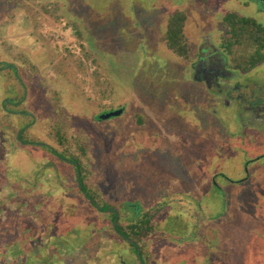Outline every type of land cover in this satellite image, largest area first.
I'll use <instances>...</instances> for the list:
<instances>
[{
    "label": "rangeland",
    "instance_id": "374dc122",
    "mask_svg": "<svg viewBox=\"0 0 264 264\" xmlns=\"http://www.w3.org/2000/svg\"><path fill=\"white\" fill-rule=\"evenodd\" d=\"M212 1H0V12L4 7L16 12L0 31V72L18 69L8 53L24 54L36 68L31 80L20 83L0 74V196L31 191L26 199H15L14 217L24 216L26 223L17 219L7 225V214L0 211V239H13L9 245L0 241V264H142L112 230L107 212L88 204L77 188L74 166L37 147L52 146L42 135L50 115L49 86L59 94L70 129L89 140L94 178L87 187L97 188L107 204L125 213L175 201L168 216L158 219L151 264H264V194L251 180L243 189L218 178L221 190L211 179L218 171L237 178L243 160L259 151L240 154L243 146H227L219 119L202 109L203 89L187 73L189 58L163 48L167 16L185 13L193 59L197 22L189 7H208ZM51 3L59 5L58 13L43 10ZM7 20L0 16L1 25ZM70 23L82 26L83 45L96 54L113 87L106 110L79 89L74 95L72 86L51 71V57L75 45ZM118 106L123 115L97 120L101 110ZM22 132V140L33 144H19ZM46 163L53 168H44Z\"/></svg>",
    "mask_w": 264,
    "mask_h": 264
},
{
    "label": "flooded vegetation",
    "instance_id": "af4514ba",
    "mask_svg": "<svg viewBox=\"0 0 264 264\" xmlns=\"http://www.w3.org/2000/svg\"><path fill=\"white\" fill-rule=\"evenodd\" d=\"M197 1L199 4L200 0ZM216 1L204 8L195 4L189 7L197 24L192 31L196 40L194 58L189 57L186 61L187 73L203 89L202 109L219 119L222 130L227 134V146H243L240 154L249 148L259 152L243 160L237 178L223 171L214 173L212 186L222 190L217 184L219 178L229 184L243 185L244 189L246 182L251 180L257 184L258 192L264 194V0ZM185 34L189 35L186 31ZM163 48L167 50L166 46ZM101 113L102 110L97 117ZM18 141L22 146L33 144L22 139ZM37 145L48 149L59 161L74 166L79 189L77 162L60 154L54 146ZM45 167L53 168L47 163ZM30 192L18 190L14 195L6 193L0 196V211L7 214V225L17 219L26 223L24 216L16 219L13 212L19 203L15 199H26ZM81 193L87 198L85 192ZM20 210L25 212L22 208ZM25 230L26 226L23 227ZM11 240L0 239L3 245H9Z\"/></svg>",
    "mask_w": 264,
    "mask_h": 264
},
{
    "label": "trees",
    "instance_id": "16d2710c",
    "mask_svg": "<svg viewBox=\"0 0 264 264\" xmlns=\"http://www.w3.org/2000/svg\"><path fill=\"white\" fill-rule=\"evenodd\" d=\"M0 1L2 2L3 0ZM19 6L21 5L17 3L16 9H19ZM45 8L46 12L50 15L54 14V12L58 13L59 11V5L55 3H51L50 7H44L43 10ZM1 11L0 16H7L9 18V21H5L2 25V21L0 22V31L2 32L15 18L16 12L15 14L11 13V10L7 7H4ZM185 22L186 15L184 13L171 14L167 18L163 44H165L167 50L173 55L188 59L190 57V48L188 36H186L184 29ZM80 26L76 23H70L69 27L75 39L73 43L75 45L67 46L63 48L61 54L51 57V71L59 79H62L68 85L72 86L74 95L75 91L79 89V93L83 98H87L88 100L90 97L96 103L97 108L101 107L102 110H106L110 107L109 102L114 94V90L108 78L100 70L96 54L83 45L84 34L81 29L82 26ZM1 38L0 35V40ZM8 55L14 62L19 64V70L17 69L18 72L17 70L15 72L9 69L0 72L5 80H16L17 83H20L24 78L31 80L35 76L36 68L30 64L31 62L27 56H24L20 52L15 55L8 53ZM39 82L43 85L46 84V80L43 78ZM59 83L61 82L57 81V84ZM47 89V104L50 109V115L43 126L44 132L42 135L45 138L43 141L50 143L52 146L60 147L62 149V153L60 152V154L67 155L70 159L77 162L76 168L79 171V189L80 192L86 193L88 204L98 209L100 213L107 212L106 215L110 219L112 230L129 245L137 261L142 264H151L153 258L151 251L152 240L159 237L158 226L160 227L161 225L158 219L168 216L166 211L170 209L169 204L175 201H162L145 211L141 210L138 214L133 212L125 213L119 211L111 204H107L99 195L97 188L87 187V183H91L94 178L93 170L89 163V140L81 131L70 129V121L62 110L58 92L52 89L51 86ZM118 108L122 109L121 106H118ZM123 112L122 109L121 115H123ZM24 133L26 132L24 131ZM24 133H20L18 139H22ZM72 147L77 150L76 156L71 151ZM92 201L94 202L93 205ZM101 202H103V205L100 204ZM180 209L182 212V207Z\"/></svg>",
    "mask_w": 264,
    "mask_h": 264
},
{
    "label": "water",
    "instance_id": "95a60500",
    "mask_svg": "<svg viewBox=\"0 0 264 264\" xmlns=\"http://www.w3.org/2000/svg\"><path fill=\"white\" fill-rule=\"evenodd\" d=\"M122 113V109H116V110H111V111H108V112H104V113H101L98 115L97 119L99 121L101 120H107V119H110V118H113V117H116V116H120ZM135 207V206H134ZM139 210L138 207H135V212L137 213ZM139 260H140V257L138 256Z\"/></svg>",
    "mask_w": 264,
    "mask_h": 264
}]
</instances>
